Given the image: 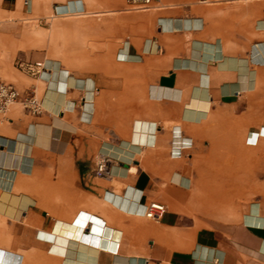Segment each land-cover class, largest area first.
Masks as SVG:
<instances>
[{"label":"crops","instance_id":"obj_1","mask_svg":"<svg viewBox=\"0 0 264 264\" xmlns=\"http://www.w3.org/2000/svg\"><path fill=\"white\" fill-rule=\"evenodd\" d=\"M22 1L0 27V82L41 110L0 112V256L264 264V0H154L143 15L130 0ZM25 15L65 36L17 57L43 60L40 79L13 66Z\"/></svg>","mask_w":264,"mask_h":264},{"label":"rangeland","instance_id":"obj_2","mask_svg":"<svg viewBox=\"0 0 264 264\" xmlns=\"http://www.w3.org/2000/svg\"><path fill=\"white\" fill-rule=\"evenodd\" d=\"M22 2H23L22 0H17L16 3H15V0H0V27L3 25H11V24L15 23L16 10L20 11ZM7 5H9L8 7L13 9L14 12L7 13V12L3 11V9ZM125 11L130 13V14H140V15H143L144 13L147 12L145 10L136 9L132 5H126ZM37 18L38 17H36L35 15L34 16L25 15V32H24L25 35H24V48H23L24 52L17 53L16 56L14 57L16 60L14 59L15 62L13 63V66H15V67H16V65H15L16 61L18 60L17 57H21L23 55L28 56V54H30V52H32L33 50H36V51L45 50L46 45H48V44L53 46V48H54L56 42H58L59 40L63 41L65 39L64 32H62V31L58 32L56 30L57 27L55 25L53 27H49L51 22L49 20L50 18L48 15H45V20H46L45 23L44 22L39 23ZM98 18L101 19V17H98ZM96 19H97V17L88 18V24L93 25V28H91V30H89V46H92L89 48V54L90 53L92 54V52L96 51V48L94 46L95 40L97 39V32L94 30L95 29L94 25L97 22ZM26 20H27V22H26ZM85 22H86V20L83 23H85ZM60 25H62V24H60ZM8 35H9V38L11 39V41H14V31H11V33L8 32ZM70 38H71V36H67V39H70ZM73 38H78V37H74V35H73ZM98 38H99V36H98ZM51 42H52V44H51ZM46 59H49V58H46ZM15 72L18 73L17 71H15ZM20 77H21V75H20ZM5 82H12L17 87L21 88V86L18 85V81L14 80V79L5 78Z\"/></svg>","mask_w":264,"mask_h":264},{"label":"built area","instance_id":"obj_3","mask_svg":"<svg viewBox=\"0 0 264 264\" xmlns=\"http://www.w3.org/2000/svg\"><path fill=\"white\" fill-rule=\"evenodd\" d=\"M154 0H130V3L136 9L147 10L151 7ZM16 67L23 73L40 79L48 69L44 61H26L17 60ZM20 104L29 114H38L41 110V102L33 93L22 94L11 83L0 82V112H4L13 104ZM105 168V161L100 159L97 162L96 173L102 174ZM164 210L163 205L152 202L145 212V216L152 219H157L160 213Z\"/></svg>","mask_w":264,"mask_h":264},{"label":"bare ground","instance_id":"obj_4","mask_svg":"<svg viewBox=\"0 0 264 264\" xmlns=\"http://www.w3.org/2000/svg\"><path fill=\"white\" fill-rule=\"evenodd\" d=\"M47 71V70H46ZM43 75H47V72ZM50 71V70H49ZM64 72V71H63ZM64 74V73H63ZM92 85V84H91ZM89 90V89H88ZM92 92L87 91V95L90 96ZM135 133V132H134ZM95 226V225H92ZM102 229V228H101ZM94 231V230H93ZM23 258V261L21 260ZM25 258L23 255L15 252H7L4 256H0V264H24Z\"/></svg>","mask_w":264,"mask_h":264}]
</instances>
